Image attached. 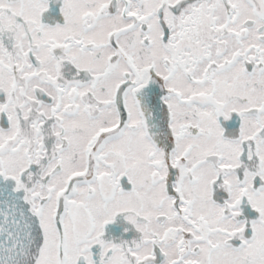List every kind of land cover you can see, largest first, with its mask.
Wrapping results in <instances>:
<instances>
[{
  "label": "snow or ice",
  "instance_id": "obj_1",
  "mask_svg": "<svg viewBox=\"0 0 264 264\" xmlns=\"http://www.w3.org/2000/svg\"><path fill=\"white\" fill-rule=\"evenodd\" d=\"M0 264H264V0H0Z\"/></svg>",
  "mask_w": 264,
  "mask_h": 264
}]
</instances>
